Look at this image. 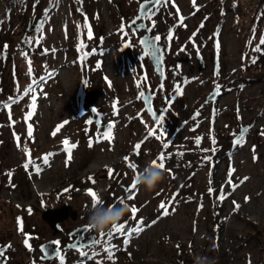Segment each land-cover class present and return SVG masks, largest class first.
<instances>
[{
  "label": "rangeland",
  "instance_id": "374dc122",
  "mask_svg": "<svg viewBox=\"0 0 264 264\" xmlns=\"http://www.w3.org/2000/svg\"><path fill=\"white\" fill-rule=\"evenodd\" d=\"M143 1L27 0L1 14L0 91L6 90L5 100L18 98L9 107L0 104L5 264H62L63 258V264H194L197 255L214 264H264V0L233 8L231 0H161L143 18L165 52L161 85L139 44L144 32L129 26ZM179 59L188 61L178 65ZM217 86L218 95L207 102ZM147 89L153 108H165L163 121L146 111L141 91ZM92 109L102 125H113L110 140L103 138L108 128L90 121ZM243 127L248 130L234 148ZM161 154L164 179L152 190L137 185L128 200L136 173ZM244 174L248 179L241 180ZM89 189L105 207L123 198L138 209L135 219L130 210L121 221L124 231L111 236L88 228L85 238L95 235L94 245L41 261L42 244L58 241L63 248L74 240L72 231L87 226ZM65 204L77 219L69 217L54 235L41 214ZM141 220L143 230L129 236Z\"/></svg>",
  "mask_w": 264,
  "mask_h": 264
},
{
  "label": "water",
  "instance_id": "95a60500",
  "mask_svg": "<svg viewBox=\"0 0 264 264\" xmlns=\"http://www.w3.org/2000/svg\"><path fill=\"white\" fill-rule=\"evenodd\" d=\"M160 2L161 0H159V3ZM159 3H157V0H151V2H149V0H146L140 3L137 16L129 23V26L131 27L132 31L137 29V30H142L144 32V34L139 39V44L143 50L144 55H147L152 61L155 73L158 76L159 84L161 85L166 79V73H165L166 64L164 62L165 52L163 50V46L159 45L157 41H155V36H150L149 31L147 27L145 26V23L143 22V18L146 15H148V13L151 12L154 8H156ZM142 4L145 5V11H141ZM39 24H40V20H38L35 24L30 23L29 27L27 28V34H32L34 31H36ZM26 37L27 35H25L23 40H25ZM142 40L155 41V49L149 48L147 45L142 44L141 43ZM187 61L188 59H185V60L179 59L177 63L178 65H180L181 63L187 62ZM199 63H200L199 70L201 71L205 68L204 62L201 59V57H199ZM216 89L217 88H215L213 92L210 94V96L207 99V102L215 99V97L218 95ZM141 92L144 93L141 99L144 103L146 111L151 116V118L153 119V116H152L153 112L158 113L159 115L162 116L165 112V108L162 106L159 108L158 111H156L153 108L152 94L150 90L147 89L146 91H141ZM149 108L151 109V112L149 111ZM89 119L90 121L95 122L100 129L109 128L110 124L102 125L99 122V114H97V112L94 109L91 110V116ZM247 130H248V127L241 128L238 135L234 138L233 143L237 144V142H239L243 138V136L246 134ZM69 217L72 220L77 219V211L72 209V207L69 204H65L56 209H45L43 213L41 214V219L48 223L50 228L53 230L54 235L62 231L61 224L65 222ZM87 230H88V227L83 226V227L78 228L75 231H72L69 234V238L70 239L74 238V240L71 243H68L63 248H59L55 244V241H49L47 243L42 244L40 246V250L42 252L41 261H50V260L59 258L64 251H68V250L80 251L82 249H85L89 246L94 245L97 242V238L95 235H90L87 238H85V232ZM2 250L5 251L6 248H3ZM0 260L3 261V264L6 263V261L1 257H0Z\"/></svg>",
  "mask_w": 264,
  "mask_h": 264
},
{
  "label": "clouds",
  "instance_id": "9594fccd",
  "mask_svg": "<svg viewBox=\"0 0 264 264\" xmlns=\"http://www.w3.org/2000/svg\"><path fill=\"white\" fill-rule=\"evenodd\" d=\"M135 168L137 167L134 165ZM164 179V169H161L155 160L146 163L133 179V184L143 185L146 190L154 189ZM130 211L129 204L125 201L115 202L105 207V202L97 193L96 202L87 209V227L100 234L111 232L121 225L124 216ZM168 238L165 237V240ZM194 264H214V260L208 256L197 255Z\"/></svg>",
  "mask_w": 264,
  "mask_h": 264
},
{
  "label": "snow or ice",
  "instance_id": "6c2138e0",
  "mask_svg": "<svg viewBox=\"0 0 264 264\" xmlns=\"http://www.w3.org/2000/svg\"><path fill=\"white\" fill-rule=\"evenodd\" d=\"M149 2H151V0H149ZM157 3H159V0H157ZM141 11H145V5H143V4L141 5ZM45 14H47V13H45ZM148 15L150 17L151 16V13L149 12ZM182 20H183V17H181V21ZM89 36H90V32H89ZM170 38H171V32L169 33V39ZM159 40H160V37L159 36L155 37V41H159ZM155 41H145V40H142L141 43L147 45L149 48L155 49ZM260 44L264 45V38H262L260 40ZM218 47H219V45L217 44V48ZM256 51H260V49L257 48ZM253 62H255V61H253ZM97 67H99V65H97ZM29 71H31V67L29 68ZM180 91L181 90L179 89V86H177V93L180 94ZM216 91H217V94H218L219 93V86H217ZM143 95H144V93L141 92V97H143ZM14 102L15 101H13V103ZM4 107H9V105H4ZM32 107H33V109L35 107V98L33 99ZM113 107L115 109L116 108V105L114 104ZM149 111L151 112V109L150 108H149ZM29 115H31V113ZM152 116H153L154 122H160V121H163V119H164L163 116H161V115H159L158 113H155V112L152 113ZM60 127H62V125H60V126L57 127V129L53 132V135H55L56 132L59 131V128ZM112 127H113V125H109L108 131L104 133V137H103L104 139H109V140L111 139V130H112ZM149 134L150 135H155L156 133L155 132H150ZM262 134H264V133H262ZM29 135H31V128L29 129ZM157 138H159V137H157ZM196 143H197V145H199L200 138H197ZM213 143H215V141H213ZM64 144L66 146V149L65 150L68 152V157L70 159L71 158V147L68 146L69 145V142L67 140L64 141ZM89 146H91V142H90ZM134 147H135V150L137 151V154H138V151L140 149V144H136ZM164 147L167 148L168 145L165 144ZM49 155H46V156L43 157V164L47 165L49 163ZM124 159L127 161L128 160V157H125ZM165 159H166V156L164 154H161L158 157V162L155 160V163L158 164V166L161 169H164L165 168ZM29 163H31V160H29ZM27 167H28V164H25V168H27ZM129 167L130 168H133V169L135 168L134 164H131V163L129 164ZM40 170H41L40 167L39 166H36V172L39 173ZM233 171H234L233 169H229V180H228V183L229 184H232V181H231V178L230 177H231V174H232ZM108 172H109V175H111L112 172H113V170L112 169H108ZM235 187L236 186L233 185V188H235ZM135 189H136V185L135 184H132L131 187L129 189H127V191L129 192V195L127 197L128 200H131V199L134 198V190ZM65 191H67V189ZM88 195L91 197V204L94 203V202H96L97 195H96V193L94 191H92L91 189H89ZM224 198H225V195L221 192L220 195H219V199L223 200ZM119 201H124V199L121 198ZM159 207L163 210L162 215L167 216L169 214L168 213V205H166L164 202H162L159 205ZM236 207H239V206L236 205ZM130 210H131V212L133 214V219H135V216H136V213H137L138 209L135 206H132ZM29 211H31V210H29ZM18 220H19V218H18ZM143 227H144V222L141 220V221L138 222L137 226L134 229H132V232H129L128 233V235L130 236L133 232L134 233L141 232L143 230ZM124 228H125V226L123 224H121L118 228H114L108 235L111 236L113 233H121V232L124 231ZM125 243H127V240H125ZM25 244H26V246H28L27 239L25 240ZM55 244L58 245L59 242L57 241V242H55ZM106 251H109V259H111V255H112L111 254V251L110 250H107V249H106ZM3 256H4V250L0 249V257H3ZM0 264H3V261L2 260H0Z\"/></svg>",
  "mask_w": 264,
  "mask_h": 264
},
{
  "label": "trees",
  "instance_id": "16d2710c",
  "mask_svg": "<svg viewBox=\"0 0 264 264\" xmlns=\"http://www.w3.org/2000/svg\"><path fill=\"white\" fill-rule=\"evenodd\" d=\"M3 2H4V6H2L1 5V3H0V6H2V7H5V11H2V12H4V13H0V16H1V14H7L8 12L10 13L12 10H15L17 7H18V4L20 5V4H27V0H21L20 2L19 1H17V0H2ZM1 1V2H2ZM231 1H233V3H231V5L228 7V8H233L235 5H237V4H239V3H241L242 2V0H231ZM25 8V7H24ZM29 13V12H28ZM29 73L30 74H33V71L31 70V71H29ZM32 76V75H31ZM33 76H36V75H33ZM37 79H32L31 80V82L32 83H34L35 81H36ZM50 80H48V82H49ZM0 93H1V99H3V100H1V105H7V104H9V103H12L13 101H17V97H15V98H7L6 100L4 99V97L5 96H7V92H6V90L4 89V88H1V91H0ZM232 147H234V148H236L237 147V145H232ZM251 224H252V222H250ZM68 253H70V252H67V255H68ZM219 253H221L222 254V256H221V258H220V262L222 261L223 263H225V261H224V259H225V257H226V255L224 254V253H222V251H221V249L219 250ZM65 255V254H64ZM67 255H65V257L67 256ZM61 260V263L63 264V263H65L66 261H65V258H63V259H60Z\"/></svg>",
  "mask_w": 264,
  "mask_h": 264
},
{
  "label": "bare ground",
  "instance_id": "6f19581e",
  "mask_svg": "<svg viewBox=\"0 0 264 264\" xmlns=\"http://www.w3.org/2000/svg\"><path fill=\"white\" fill-rule=\"evenodd\" d=\"M113 66H114V65H112V68H113ZM186 81L189 82V79H186ZM48 106H49V104H48ZM49 107H50V106H49ZM59 110H60V107H59ZM60 125H62V126L65 125V122L62 120V121L58 122L57 124H55V126L53 127V132H54V131L57 129V127L60 126ZM61 128H63V127H60L59 130H60ZM58 132H59V131H57L56 133H58ZM246 179H248V176H247L246 174H244V175L241 176V180H246ZM261 209H262V208H261Z\"/></svg>",
  "mask_w": 264,
  "mask_h": 264
}]
</instances>
